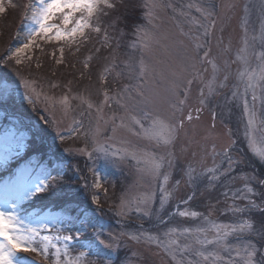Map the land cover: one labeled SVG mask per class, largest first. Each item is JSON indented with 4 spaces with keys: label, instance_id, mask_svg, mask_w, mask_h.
Segmentation results:
<instances>
[{
    "label": "rangeland",
    "instance_id": "374dc122",
    "mask_svg": "<svg viewBox=\"0 0 264 264\" xmlns=\"http://www.w3.org/2000/svg\"><path fill=\"white\" fill-rule=\"evenodd\" d=\"M28 2L29 0H11V2L4 0L5 11L0 13V30L4 28L5 32L3 30L1 34L0 31V57H6L9 49L22 47L25 38L19 41L17 37L21 30L26 29L21 21ZM145 2L146 0H123L117 10L110 14L107 19H113L116 22V29H109L111 47L103 46L102 33L92 34L90 41L87 44H81L78 51L75 45L68 47L63 42L55 40L49 42L37 37L36 46L25 54V64L16 65L15 61H9L5 65L0 61V73H2L0 81L9 82L14 90L10 99L0 101V141L8 131L15 133L20 141L18 154L15 152L16 141H10L13 149L11 160L22 155L25 150L29 134L24 131L26 126L39 136L37 139L39 144H43L42 141H48V156L58 160L53 162L52 166L40 163L34 156L17 162V166H10V160L7 165L0 166V187L20 168H28L34 177L40 175L45 169L53 175L59 171L62 178L67 169L68 173L73 174L69 177L68 183L62 180L58 195L49 196L42 204L37 201L25 202L21 214L24 216L28 213L38 214L41 219L49 223L53 230L61 227L70 230L71 233H74L86 221L95 224L96 230L102 231L105 237L110 232L117 238L116 242L120 247L113 255L115 264H177V261L172 260L162 250H158L155 245L148 247L143 240L138 243L131 240L129 236L151 233L162 237L163 233L170 228L195 230L210 228L209 222L228 225L247 218V214L242 216L230 210L234 204L244 207L247 203L243 199H233V196L239 197L243 194L237 191L245 184V181L241 179L242 175H255L257 180L264 179V162L255 158L248 148L245 138L248 116L244 102L246 98L249 109L254 110L256 114V134L259 136L264 133V123H262L264 122V93L258 88L255 101H252L251 90L247 97L244 96V84L236 78V71L241 67L240 62L236 61V53L243 46L242 22L245 19L249 20V44L254 46L256 51H264V45L259 39L264 12L261 11V0H157L160 6L153 10L154 15L149 23L145 16L146 9L143 7ZM246 6L249 9L248 12H245ZM198 8L210 10L213 15L205 19L201 11L197 10ZM20 10L22 13L19 14L20 19L17 23L13 19ZM132 11L134 14L130 17L133 19L130 23L126 22L124 15L129 16ZM210 20L214 21L215 28L211 30L209 36L203 37V28L198 25L207 26ZM136 24L155 35L158 42L152 44L151 51H144L139 46L131 47L136 40L133 32V26ZM10 27L11 32L14 31L12 34L7 33ZM198 36L201 37L199 42L203 43L205 48L211 49L210 58H216V63L222 69L225 60L230 62L231 75L227 86L217 87L215 95L207 96V89H204L206 106H201L198 101L199 89L203 87V83L200 80L194 81L185 107V112H192L193 121L191 123L185 121L180 140L171 149L176 154L172 167L169 168L166 163L161 169L160 177L153 179L139 172L136 161L130 156L121 160L111 155V152L117 149L134 150L138 153L147 150L158 155L168 151L157 148L153 143L132 134L129 129L133 125L128 118V113L115 102V99H119L116 93L126 85L133 87L143 85L145 94L151 102H145L133 93L134 100L128 102L131 114L141 118L145 126L148 124V120L143 119L146 113L171 118L170 82L175 78L173 73L179 72L180 66L188 62L189 56L194 55L193 39ZM253 36L257 39L253 40ZM61 47L64 48L63 63H57L56 61L61 57ZM226 47L230 48L227 52L224 51ZM96 49H99V52ZM203 50L201 49V53ZM90 56L92 59L88 60ZM141 57L147 68L143 79L137 76ZM37 64L40 66L37 67ZM126 64L133 66L131 72ZM256 65L257 61L255 57H252L250 66L255 68ZM14 67L19 70L23 79L29 82L28 91L33 98L35 93H42L36 100L35 106L29 104L24 98L23 80L15 74ZM198 67L201 69L203 80H210L211 65L205 63ZM204 69L207 71H203ZM223 74L222 71L217 84L223 79ZM32 89H35V93H32ZM105 91L110 98L107 104H104ZM233 91H236L237 95L233 96ZM65 95L68 96L72 108L67 116L63 114L59 103L54 111H45V96L54 97L59 101ZM85 100L90 101L94 107L88 109L87 104L84 103ZM97 106H102V113L96 112ZM199 107H203V110L198 112L196 109ZM24 108L26 111L23 110ZM113 114L116 116L115 123L111 120ZM98 115H102L103 119L98 120ZM44 117L54 120V127H50ZM120 117H124L125 127H119ZM74 119L82 122L83 127L79 132L72 131L75 127ZM97 125H99L98 132ZM213 125L215 127H212ZM114 127L115 133L112 131ZM54 128L63 135V141L57 137ZM205 136L210 138L205 140L203 139ZM186 137L199 141V144H189ZM232 141L235 142L232 144V155L243 158L246 163L236 167L235 171L229 175L221 176L210 192L205 191L204 182L198 183L197 195L189 203H183L182 201L187 199L193 191L187 184L184 172L187 165L193 164L197 173L201 168L212 167L210 146L214 143L219 152ZM97 145L108 147L109 155L105 156L94 151ZM2 147L3 144H0V149ZM182 147L187 148V151L181 152ZM65 149H72L73 152L87 149V153L92 154V159L90 160L87 154H69ZM193 152L196 153L195 156ZM55 154L57 157L54 156ZM215 163L227 168V163L221 156L215 158ZM262 169L263 172H261ZM165 175L169 177L166 184L163 180ZM177 181L180 182L179 186L176 185ZM94 183L101 184V187H94ZM85 185H88V190ZM250 186L257 193L253 198L260 203L264 195V186L256 181H253ZM72 188L76 192L78 188L89 191V198H85V206H89L88 214L80 216L79 210L73 216L71 215L73 203L71 201L65 204L60 203L65 190L71 191ZM145 192L155 194L151 216L137 211H131L127 216L117 215L121 197L130 200L142 196ZM169 192L172 193L171 199L164 200L165 193ZM225 192L228 193L227 196L224 195ZM93 195L99 198V208L92 203ZM162 200L164 205L161 210ZM2 201L3 195L0 194V202ZM177 208L181 211H195L200 215L182 217L177 214ZM53 234H55L54 231ZM204 235L208 239H213L216 233L207 231L201 234L200 238H204ZM175 238L180 240L181 245L190 246L189 251L177 255V260L182 261V264H188V261H193V264H226L229 255H234L224 251L221 245L210 244L202 247L196 243L194 232L191 235ZM79 239L80 237L71 245L73 256L84 250L80 246ZM84 242L91 243L90 240H84ZM228 243L232 245L237 241L235 237H229ZM197 250L204 251L205 254L217 253L222 259L214 261L212 257H209L205 261L195 255ZM35 259L37 264H45L42 258L35 257Z\"/></svg>",
    "mask_w": 264,
    "mask_h": 264
},
{
    "label": "snow or ice",
    "instance_id": "6c2138e0",
    "mask_svg": "<svg viewBox=\"0 0 264 264\" xmlns=\"http://www.w3.org/2000/svg\"><path fill=\"white\" fill-rule=\"evenodd\" d=\"M122 2L123 0H29L28 4L25 5L21 21L22 25L26 28L25 40L22 47L9 49L6 57H0V61L5 65L9 61H15L16 65L25 64V54L33 46H36L37 37L46 39L49 42L52 40L63 42L68 47L75 45L78 51L81 44H87L90 41L92 34L100 35L102 33L103 46L111 47L109 29H116V22L113 19L107 18L112 12L117 10L119 4ZM159 6L157 0H146L144 3L143 7L146 9L145 16L149 23H151L154 15L153 10ZM197 10L201 11L205 19H209L213 15L210 10L200 8ZM4 11V0H0V13ZM248 11L249 9L246 6L245 12ZM261 11L264 12V0H261ZM248 25L249 20L245 19L242 22L244 31L243 46L236 53V61H239L241 64V67L236 71V78L244 84V96L247 97L248 92L251 90L252 101H255L257 99L256 90L258 88L264 93V51H256L254 46L249 44ZM198 26L203 28L202 36L207 37L210 35L211 30L215 28V23L210 20L207 26ZM133 32L136 36V40L131 45L133 48L139 46L144 51H151L152 44L158 42L152 32L139 24L133 26ZM252 39L256 40L257 37L253 36ZM259 39L261 44L264 45V19L261 20ZM200 40V36L193 39L194 55L189 56L188 62L180 66L179 72L173 73L175 78L170 82L169 86L172 97L169 105L172 110L171 118L146 113L143 119H147L148 124L145 126L141 118L131 114L128 102L134 100L133 93L135 96L140 97L141 100L151 102L145 94L143 85H136L135 87L126 85L122 90L117 91L116 97H119V99L113 98L128 113V118L133 125L129 130L133 135L153 143L157 148H164L168 151L165 154L158 155L155 152L147 150H142L138 153L134 150L117 149L111 152V155L121 160L130 156L136 161L138 171L153 179L160 177L161 169L166 163L169 168L172 167L176 154L171 149L180 140L181 133L185 128V121L188 123L193 121L192 112H185V107L187 106L194 81L200 80L203 83V87L199 89L198 101L201 106H206L207 101L204 89H207V96L215 95L217 87L224 88L227 86V81L231 75L230 62L225 60L223 62L224 68L222 69L216 63V58H210L211 49L205 48L204 44L199 42ZM201 49H204L202 53ZM229 50V47L224 49L225 52ZM96 51L99 52V49H96ZM60 52L61 57L56 61L57 63H63V47H61ZM252 57H255L257 61L255 68L250 66ZM91 59V56L88 57V60ZM205 63L211 65L212 69V76L208 81L203 80L201 69L198 67V65ZM39 66L37 64V67ZM87 66V63H85V67ZM126 67L131 72L133 66L126 64ZM13 71L23 80L25 88L24 98L29 104L35 106L36 100L39 99L42 93H35V89H32V93H35V98H33L32 94L28 91L29 82L23 79L17 68L14 67ZM203 71L206 72L207 69ZM222 71L224 73L223 79L217 84L218 77ZM146 72L147 68L143 57H141L137 72L138 78L143 79ZM13 93L14 90L9 82L0 81V101H7L12 97ZM232 95H237V92L233 91ZM109 99L108 93L105 91L104 104H107ZM44 103L45 111H54L56 105L59 103L65 116L72 110L67 95L61 97L59 101L54 97L45 96ZM84 103L87 104L88 109L94 107L90 101L85 100ZM244 103L245 112L248 116L245 131L248 148L255 158L264 162V133L257 136L256 114L254 110L249 109L246 98ZM132 109L134 110V105H132ZM202 110L203 107L196 109L198 112ZM102 111V106L96 107L98 114L102 113ZM44 119L50 127H54V120H49L48 117H44ZM100 119H103L102 115H98V120ZM196 119H199V117H196ZM111 120L115 123L116 116L114 114ZM73 124L75 125L72 128L74 132H79L83 127L82 122L75 119L73 120ZM125 126L124 117H120L119 127ZM212 127H215V125ZM54 130L57 137L63 141L64 137L59 130L55 128ZM98 131L99 125H97ZM112 131L115 133V127ZM209 138L208 136L203 137L205 140ZM12 140H15L17 144L15 149L16 154L19 152L20 141L16 137V134L10 131L6 132L3 140L0 141V144H3L2 149H0V166L7 165L12 158L13 149L10 146V141ZM186 140L189 144H199V141H195L193 138L186 137ZM234 143L232 141L223 151L219 152L214 143L210 146V154L213 158L212 167L201 168L199 173H197V169L193 164L189 163L187 165L184 172L187 184L193 191L187 199L182 201L183 203H189L197 195L196 188L198 183L204 182L205 191L210 192L221 176L229 175L235 171L236 167L246 163L243 158L232 155V144ZM93 150L105 156L109 155L108 147L103 145H97ZM65 151H68L69 154H87L89 159H92V154L87 153V149L77 150L76 152H73L72 149H65ZM185 151H187V148L182 147L181 152ZM206 151H208L207 148ZM195 155L196 153L193 152V156ZM217 156L224 158L227 168H223L221 165L215 163ZM62 179L59 171L53 175L45 169L41 171L40 175L34 177L28 168H20L17 169L14 175L3 182L2 187H0V194L3 195V201L0 202V264H37L35 257L42 258L45 264H115L113 255L120 247L116 242L117 238L110 232L105 237L102 231L96 230L95 224L86 221L74 233H71L70 230L61 227H56L53 230L49 226V223L41 219L38 214L28 213L27 216L21 214L23 210L22 206L25 202L43 201L49 196L58 195L61 191ZM168 179V175L163 177L165 184ZM241 179L245 181V184L242 189H238L237 191L243 194L239 197L234 195L233 199H243L247 203L244 207L234 204L230 210L234 213H240L242 216L247 214V218L239 219L235 223L228 225L209 222L211 224L210 228H196L195 230L189 228L182 230L170 228L163 233L162 237L151 233H141L140 235L132 234L129 238L138 243L143 240L148 247L155 245L158 250H162L172 260L177 261V264H182V261L177 260V255H182L184 252L189 251L190 246L187 244L181 245L180 240L175 237L191 235L194 232L196 234V243L202 247L217 244L221 245L224 251L234 253V255H229L226 264H264V195H262L261 202L257 203L256 199L253 198L257 193L250 186L253 181L264 186V179L257 180L255 175H242ZM179 183L177 181L176 185L179 186ZM93 186L98 188L101 187V184L94 183ZM87 187L88 185H85V188ZM224 195L227 196L228 193L225 192ZM171 197L172 193H165L164 200H169ZM91 199L92 203L96 204L97 208H99V198L93 195ZM164 200L161 201V210L163 209ZM154 201L155 194L152 192H145L142 196L134 197L130 200L121 197L117 215L127 216L129 212L137 211L143 212L146 216H151ZM177 214L182 217H197L200 215L198 212L181 211L179 208H177ZM81 215H84V213ZM53 231L55 234H53ZM207 231H215V237L208 239L204 235V238H200L201 234H205ZM89 232H91V235L87 239L91 243L81 241L80 246L84 250L79 251L78 255L73 256L71 254V245L79 237L85 236ZM229 237H235L237 243L230 245L228 243ZM55 241H60L61 243H56ZM195 255L205 261L209 257H212L214 261L222 259L221 256L214 252L205 254L204 251L197 250ZM93 256L95 259H91ZM188 264H193V261H188Z\"/></svg>",
    "mask_w": 264,
    "mask_h": 264
},
{
    "label": "trees",
    "instance_id": "16d2710c",
    "mask_svg": "<svg viewBox=\"0 0 264 264\" xmlns=\"http://www.w3.org/2000/svg\"><path fill=\"white\" fill-rule=\"evenodd\" d=\"M21 13H22L21 10H20L19 13H16V16H15L16 18L13 19V21L15 20L18 23V21L20 19L19 14H21ZM133 14H134V12L132 11L131 14H129V16H128V14L124 15L125 21L130 23L131 20L133 19L130 16H133ZM17 23H16V25H17ZM12 27H15V26L12 25ZM3 30L5 32V29L2 28L0 30L1 31V34H2V31ZM13 32L14 31L11 32V27H10V29L8 30L7 33L8 34L9 33L12 34ZM1 75H2V73H0V76ZM7 106H8V104H7ZM23 110L26 111L25 108ZM24 131L26 133H29L28 134V139H27V144L25 146V150L23 151L22 155H20L17 158L14 157L11 160L12 162L11 161L9 162L11 164L10 166H17L18 165L17 162L23 161L25 158H29V157H33V156L37 159V161H40V163H44V164H48V165L51 164V166H52L53 162L54 163H55V161L58 162V160H55L52 157L48 156V153H47L48 148H49L48 141H42L43 144H39L37 142V139H38L39 136L36 135L35 131H31V128H29L27 126L25 127ZM56 155L57 154H55L54 156H56ZM261 172H263V169H262ZM3 173L6 174L7 172H3ZM71 174H73V173H71ZM71 174L68 173V171L66 169L65 175L63 176V179L62 180L65 181L66 183H68L69 177L71 176ZM87 190H88V188H87ZM87 190L86 191H83V189H81V188H78V191L77 192L74 190V188H72L71 191L65 190V195H64L63 198H61L63 201L61 200L60 203H64L65 204V203H68L69 201H71L73 203V206H72V209H71V215H73V216H75L79 210L80 211L78 213L80 214V216H82L81 215L82 213H84V214L87 213L88 214L89 206H87V205L85 206V204H86L85 198H89V194H88L89 191H87ZM84 195H86V196H84ZM37 202L42 204L44 202V200L43 201H37ZM64 204H61V205H64ZM77 207L79 209H77ZM90 235H91V232L87 233L85 236H81L80 239H79V243L81 241L88 240L87 237L90 236Z\"/></svg>",
    "mask_w": 264,
    "mask_h": 264
},
{
    "label": "bare ground",
    "instance_id": "6f19581e",
    "mask_svg": "<svg viewBox=\"0 0 264 264\" xmlns=\"http://www.w3.org/2000/svg\"><path fill=\"white\" fill-rule=\"evenodd\" d=\"M25 32H26V29H23V30L20 31V33H19V35L17 37V39H19V41L23 40L25 38Z\"/></svg>",
    "mask_w": 264,
    "mask_h": 264
}]
</instances>
